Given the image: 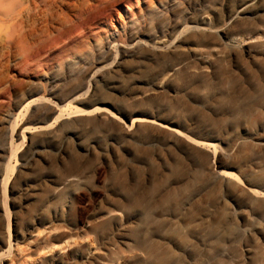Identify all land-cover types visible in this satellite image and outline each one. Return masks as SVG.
Returning a JSON list of instances; mask_svg holds the SVG:
<instances>
[{"label":"rangeland","instance_id":"374dc122","mask_svg":"<svg viewBox=\"0 0 264 264\" xmlns=\"http://www.w3.org/2000/svg\"><path fill=\"white\" fill-rule=\"evenodd\" d=\"M263 143L264 0H0V264H264Z\"/></svg>","mask_w":264,"mask_h":264},{"label":"bare ground","instance_id":"6f19581e","mask_svg":"<svg viewBox=\"0 0 264 264\" xmlns=\"http://www.w3.org/2000/svg\"><path fill=\"white\" fill-rule=\"evenodd\" d=\"M248 7H249V6H246V8H248ZM246 8L241 9L240 12H243ZM94 111H105V108H104V107L97 106V107L94 108ZM142 118H144V119H136V120H134V121H135V122H150V123H155L153 120H150V119H148V118L145 117V116H142ZM205 144H207V143H205ZM262 145L264 146V143H263ZM4 190H5V189H4Z\"/></svg>","mask_w":264,"mask_h":264},{"label":"water","instance_id":"95a60500","mask_svg":"<svg viewBox=\"0 0 264 264\" xmlns=\"http://www.w3.org/2000/svg\"><path fill=\"white\" fill-rule=\"evenodd\" d=\"M136 116H145V117H147L148 119H150V120H153L156 124H160L157 120H155L152 116H150V115H147V114H136Z\"/></svg>","mask_w":264,"mask_h":264}]
</instances>
